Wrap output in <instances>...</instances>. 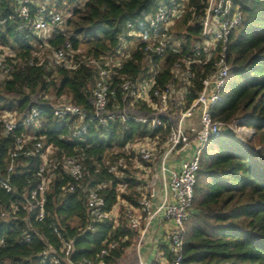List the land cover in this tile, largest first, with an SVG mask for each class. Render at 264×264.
Masks as SVG:
<instances>
[{
    "label": "built area",
    "instance_id": "obj_1",
    "mask_svg": "<svg viewBox=\"0 0 264 264\" xmlns=\"http://www.w3.org/2000/svg\"><path fill=\"white\" fill-rule=\"evenodd\" d=\"M190 3L191 0H164L153 13L127 21L114 50L94 58L79 56L81 49H75L70 40L60 46L50 43L54 33L66 30L63 23L73 16L67 0H11L7 18L20 19L16 31H26L23 40L31 49L29 56L24 57L20 43L0 41V85L27 63L35 66L47 62L72 70L84 63L94 71L95 78L90 112L67 95L56 98L46 90L32 93V101L24 112L0 111V130L4 135L20 127L34 129L16 136L3 157L0 187L17 198L2 207L0 219L27 221L31 227L32 221L45 223L48 197L54 195L58 202L66 199L86 176L80 156L59 157L48 138L37 134L44 104H49L59 121L76 119L71 127V138L75 140L86 137L92 125L100 130L121 123L122 132L127 135L133 129L132 123H136L139 127L133 140L124 142L120 151L132 159L134 178L141 182V197L137 205L119 198L118 204L108 211L100 189L89 190L86 208L91 224L87 229L93 231L95 224L105 221L117 222L123 205L127 224L135 233L139 264H146L141 251L157 219L166 225L162 243L172 257L168 264H182L185 225L207 144L226 129L245 143L255 134L254 129L240 126L242 119L227 124L212 116L230 73L228 43L243 22V11L235 0H202L199 32H190L188 27L180 32L179 24ZM4 7L0 0V23ZM190 25L195 26L193 20ZM46 49L50 55L44 54ZM126 65L131 66L128 73L124 72ZM100 136L108 137L105 133ZM35 157L40 160L36 183L31 189L19 190L12 178L18 177L26 162ZM116 170V166H111L110 172ZM126 188L121 186L120 190ZM51 229L62 244L58 249L47 245L38 254V262L32 261L34 264H111L106 258L117 247L116 241L103 248L98 259L75 262L74 240L63 238L56 226ZM31 241L32 236L26 234L19 244ZM5 245V239H0V247Z\"/></svg>",
    "mask_w": 264,
    "mask_h": 264
},
{
    "label": "trees",
    "instance_id": "obj_2",
    "mask_svg": "<svg viewBox=\"0 0 264 264\" xmlns=\"http://www.w3.org/2000/svg\"><path fill=\"white\" fill-rule=\"evenodd\" d=\"M67 1L73 16L63 23L66 30L54 33L50 43L60 46L70 40L75 49L86 44L78 55L100 58L114 50L127 21L153 13L164 0ZM2 2L5 11L1 16L0 41L10 45L20 43L22 54L28 57L31 46L23 40L26 31H16L20 23L17 16L7 18L11 0ZM235 3L242 9L244 18L228 43L230 73L212 116L227 124L242 119L240 126L254 129L255 134L245 143L226 129L207 144L185 225L182 264H264V0H235ZM201 8L202 0H191L179 24L180 32L184 27L190 32H199ZM191 20L195 26H189ZM130 69L131 66L126 65L124 72ZM94 78V71L84 63L74 70L54 67L47 62L35 66L27 63L0 85V111L24 112L32 101V93L46 90L56 98L67 95L90 112ZM38 120L37 134L48 138L59 157L80 156L86 176L77 191L66 199L58 202L54 195L48 197L45 223L32 221L31 227L27 221L0 219V239L6 241L5 247H0V264H34L32 261L38 262V254L47 245L58 249L62 240L53 234L54 226L60 229L63 238L74 240L73 261L98 259L101 250L116 241L117 247L106 258L116 264L135 237L124 215L125 206L121 205L117 222L97 223L91 231L87 229L91 223L86 199L89 190L100 189L108 211L118 204L119 198L137 205L141 182L134 178L131 157L120 149L124 142L133 140L138 124L132 123L133 129L127 135L123 134L121 123L100 130L92 125L86 137L75 140L71 138L75 118L59 121L49 104H44ZM33 130L20 127L7 136L0 130L1 170L4 171L3 157L12 148L14 138ZM104 133L107 138L100 136ZM39 164L38 157L32 158L18 177L13 176L12 182L19 190L34 187ZM111 166H116L117 170L110 172ZM59 186L57 182V190ZM121 186H127L126 190L121 191ZM16 198L0 187V211ZM84 229L86 231L81 233ZM26 234L32 236V241L20 245L19 240ZM158 248L152 264L171 262L167 245L162 243Z\"/></svg>",
    "mask_w": 264,
    "mask_h": 264
},
{
    "label": "rangeland",
    "instance_id": "obj_3",
    "mask_svg": "<svg viewBox=\"0 0 264 264\" xmlns=\"http://www.w3.org/2000/svg\"><path fill=\"white\" fill-rule=\"evenodd\" d=\"M85 45L86 44L81 45L80 51H84ZM44 54L50 55L51 51L46 49L44 51ZM153 241L155 242V237L153 234L149 233L146 237V240L143 244L142 251H141L142 256H143L146 264H150L152 262V260L155 257L156 251H157L158 245H157V243L153 244ZM150 243H152L151 246L149 245ZM121 259H120V261H121L120 264H136V263L139 264V257H138V251H137L136 238L135 237L132 241L131 246L126 249L125 254L123 255V257ZM118 261H116V262H118Z\"/></svg>",
    "mask_w": 264,
    "mask_h": 264
},
{
    "label": "crops",
    "instance_id": "obj_4",
    "mask_svg": "<svg viewBox=\"0 0 264 264\" xmlns=\"http://www.w3.org/2000/svg\"><path fill=\"white\" fill-rule=\"evenodd\" d=\"M165 231H166V225L164 223H162L159 219H157L153 224H152V228H151V231L150 233L154 235L155 237V242L153 241V244L154 243H157L158 247L160 244H162L163 242V239H164V234H165ZM152 243H150L149 245L151 246ZM157 247V251H156V254L155 256H157V252H158V248ZM142 253V252H141ZM159 253V252H158ZM163 254L160 253V258ZM122 260V259H121ZM153 261H155V257L154 259L152 260V262L150 264L153 263ZM119 262V263H118ZM116 262V264H120V260ZM137 264V263H136Z\"/></svg>",
    "mask_w": 264,
    "mask_h": 264
}]
</instances>
